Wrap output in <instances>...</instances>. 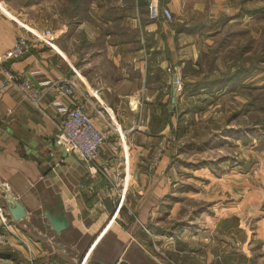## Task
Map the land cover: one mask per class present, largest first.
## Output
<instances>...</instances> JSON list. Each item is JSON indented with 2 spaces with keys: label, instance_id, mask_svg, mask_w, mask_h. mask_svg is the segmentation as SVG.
I'll list each match as a JSON object with an SVG mask.
<instances>
[{
  "label": "crops",
  "instance_id": "obj_1",
  "mask_svg": "<svg viewBox=\"0 0 264 264\" xmlns=\"http://www.w3.org/2000/svg\"><path fill=\"white\" fill-rule=\"evenodd\" d=\"M148 1L89 0V19L70 27L62 0H18L16 4L0 0V51L19 35L29 38V51L8 65L43 89L35 107L13 87L0 88V180L26 207L41 205L38 186H52L70 207L78 227H88V233L113 216L112 232L119 240L134 220L126 212L130 206L142 226L134 242L163 264L151 252L152 237L145 229L152 230L153 238L158 237L168 249L175 246L172 238L156 232L162 215L167 210V216L172 215L175 208L169 199L178 202L174 187L181 173L173 158L181 145L173 139V131L185 104L210 98L201 93L185 96L176 85L172 102L174 77L181 85L195 79L191 73L204 66L198 65L201 58L219 47L220 35L234 25L248 32L247 22L262 19V13L252 15V11L264 6V0H155L171 11V20L151 19ZM45 31L50 35L44 37ZM62 77L78 82L88 99L87 112L106 134L94 167L54 144L63 116L60 105L69 99L59 98L46 83ZM222 95L230 106H240L239 96L224 92L216 96ZM196 109L184 116L191 114L195 119ZM255 146L254 141L241 145L240 155L219 173L194 170L202 183L196 197L215 209L208 218L199 212L195 221H189L198 258L211 261L213 252L216 261L212 262H218L234 254L214 252L216 247L211 246L218 243L214 236L219 217L235 215L249 232L243 241L249 264H264V149ZM120 192L128 206L116 213ZM200 218L203 223L197 224ZM13 225L16 236L6 245L30 263L68 264L58 257L43 262L47 258L44 246ZM187 227L180 230L184 240ZM229 239L221 241L230 245ZM85 242L80 239L76 245ZM186 244L177 246L179 254L186 253ZM204 244L208 247L203 248Z\"/></svg>",
  "mask_w": 264,
  "mask_h": 264
},
{
  "label": "rangeland",
  "instance_id": "obj_2",
  "mask_svg": "<svg viewBox=\"0 0 264 264\" xmlns=\"http://www.w3.org/2000/svg\"><path fill=\"white\" fill-rule=\"evenodd\" d=\"M12 1L15 4L18 3V0ZM246 24L248 32L240 30L239 26L234 25V27H231L224 32V36L226 34L227 35L224 39H221V41H225L229 45H234L237 42H240V44H244L243 42L246 41L248 37L256 40L259 37L261 30L264 29V11L262 12V19L253 18L252 21H249ZM240 31H243L242 36L238 35ZM220 38H222V35H220L219 39ZM225 42L224 44L226 45ZM226 46L223 45L222 49L217 51L218 55L216 60L219 65H222V62H226L228 60V52ZM195 78H197V76H195ZM219 93L220 92H218L217 94ZM206 96L210 98H207L208 100H202L204 98L200 97L197 98L198 100H195V102L192 101L188 102L187 105L185 104V106L183 105L184 108H182V112L180 111L181 113H179L177 116L178 118H180L181 123L178 129V134H175L173 136V139H179L178 143L181 146L178 150V157L173 158V164L174 167H176L175 169H177V171L179 169L181 173L179 181L175 183L176 186L174 187H177L175 189V197L177 198L176 201L178 202L176 204L175 200H173L174 198L169 199L168 202L175 205V208L172 210V215L167 216V210L162 215L160 224H158V227H156V232H158L160 235L170 237V239L172 238L175 246L168 249L167 246L161 243V240L158 237L153 238L154 233L152 232V230H149L151 235L150 237H152V239L148 241V243L150 244L149 246L151 252H153L157 260H159L163 264H200L197 259L200 261H205V264H249V260L244 255H248V251L246 250V252L244 253L243 249L246 239L244 238V235H248L249 232L247 229L241 228L240 220L235 215H231L228 219L224 218L223 215L219 217V220L217 221L215 227L216 233L214 236V240H217L218 243H216L215 241L211 246L216 247L214 252L217 253L223 250H225V252H227L228 250L229 254L234 253L232 255L233 257L230 256L229 259L221 258L218 262H212L216 261V255L211 252L213 258H210L211 261L208 259L206 261L205 258H198V251L196 250L197 246L195 247V242H193L194 240L190 239V236H193V229L191 228V225L193 224H189V221H195L194 216H196L199 212H205L204 216L208 218V216L206 215L212 216L215 211V209L211 208L210 202L198 199L196 197L195 190L198 187L201 188L202 183L198 181L200 179L197 178L198 176L194 174V170L206 168L209 171L215 170L216 173H219L227 169V166L231 165L235 157L240 155L241 149H243V145L249 144L252 141L255 142V147L257 150L264 149V139L259 136L262 135V132L256 131L258 129L257 127L254 128V133H250L252 137L246 138V141L244 142L239 138H234L232 136H230L229 138L221 137V139L214 137V130H218V128L222 126L224 127L226 117L232 111H234L235 107H232V105L230 106V104L226 103L227 101L224 98L225 95H222V97H214L209 93H206ZM236 99L238 100V102H240L239 104H241L242 99L239 97H237ZM229 100L230 99H228V103ZM193 107L197 108L196 111L198 110V114H195V119L197 121L193 119L191 114L188 116H184L185 113L192 112L191 109ZM257 136H259L261 139L257 138ZM229 144L234 146L229 147ZM241 145L242 147L240 148ZM123 204L127 205V197L125 198V195ZM128 208L133 211L130 206H128ZM201 222L203 223V220L200 218L196 223L201 224ZM183 226H189L187 227V231H189V234H187V238H185V240L183 239L185 236H180V230ZM229 237L231 239H234H229L230 245H227L226 243L221 241V238L228 240ZM185 241L187 242L186 245L188 246L185 250L187 254L185 252L183 254H179L177 246H185ZM0 246L2 248L8 247L6 244ZM207 247V245H203V248ZM176 249L177 252L175 251ZM17 253L21 257H23L19 252ZM0 264H11V261L5 260V262L3 261Z\"/></svg>",
  "mask_w": 264,
  "mask_h": 264
},
{
  "label": "water",
  "instance_id": "obj_3",
  "mask_svg": "<svg viewBox=\"0 0 264 264\" xmlns=\"http://www.w3.org/2000/svg\"><path fill=\"white\" fill-rule=\"evenodd\" d=\"M173 86L172 102L176 92L175 77ZM38 189L41 205L26 207L0 180L2 205L13 224L47 250L43 262L58 257L68 264H160L134 242L142 227L136 216L131 225L124 228L121 240L112 232L116 225L113 216L88 233V227L85 230L78 227L70 207L52 186H38ZM80 239L86 242L76 245Z\"/></svg>",
  "mask_w": 264,
  "mask_h": 264
},
{
  "label": "trees",
  "instance_id": "obj_4",
  "mask_svg": "<svg viewBox=\"0 0 264 264\" xmlns=\"http://www.w3.org/2000/svg\"><path fill=\"white\" fill-rule=\"evenodd\" d=\"M88 1L62 0L65 21L70 27L80 20L89 19ZM263 11L264 6L257 7L253 9L252 15ZM242 33L243 31H240L238 35L242 36ZM225 36L223 35L219 39V47L211 51L209 56L201 58L198 65L203 64L204 66L193 70L191 75L197 76V78L183 83L181 94L186 96L209 93L216 97V94L222 91L230 93L231 97L234 95L241 97L240 106L226 117L224 127L214 130L213 136L220 139L232 136L244 142L246 138L252 137L250 133H254V128L257 127L256 131L262 132L263 136H259L264 139V29L261 30L256 40L248 37L243 42L244 44L237 42L236 45L234 44L235 46L229 45L225 41L222 42L221 39H224ZM223 45L226 46L228 60L219 65L216 62L217 51L222 49ZM177 120L174 134H178L181 123L180 118ZM259 136L257 138L261 139ZM230 146L234 145L229 144ZM0 259L9 260L11 264H38L37 261L30 263L9 247L2 248L0 246Z\"/></svg>",
  "mask_w": 264,
  "mask_h": 264
},
{
  "label": "built area",
  "instance_id": "obj_5",
  "mask_svg": "<svg viewBox=\"0 0 264 264\" xmlns=\"http://www.w3.org/2000/svg\"><path fill=\"white\" fill-rule=\"evenodd\" d=\"M147 11L151 19L162 16L166 20L172 19V13L166 6H159L155 0L147 2ZM50 35L45 31L43 36ZM44 41V40H43ZM31 46V40L25 36L19 35L13 41L12 45L0 51V88L13 87L21 96L28 100L33 106L38 107L43 95V89L37 84L14 72L8 65L14 60L21 58L26 54ZM177 90L181 89V83L178 78L175 79ZM48 90H54L59 98H68L69 103L60 105V111L63 116L60 119L56 133L54 135V144L67 154L73 155L78 160L92 165L97 161L101 154L102 145L106 134L91 119L86 110L88 99L78 82L69 77H62L46 83ZM124 193L120 192L115 203V212L123 206ZM127 215L135 218V213L127 209ZM146 234L150 232L145 229ZM15 226L9 219L6 209L0 203V245L9 243V238L16 236Z\"/></svg>",
  "mask_w": 264,
  "mask_h": 264
}]
</instances>
